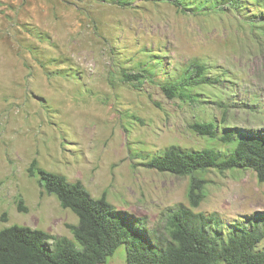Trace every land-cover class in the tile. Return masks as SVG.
<instances>
[{
	"label": "rangeland",
	"instance_id": "1",
	"mask_svg": "<svg viewBox=\"0 0 264 264\" xmlns=\"http://www.w3.org/2000/svg\"><path fill=\"white\" fill-rule=\"evenodd\" d=\"M194 60L207 63L212 78L224 73L201 91L209 102L167 98L159 82L178 80ZM147 64L155 65L154 81L138 87L123 79V68ZM215 102L228 108L225 123ZM195 120L216 121L219 135L264 133V0L201 13L167 0H0V230L19 224L73 237L76 214L28 171L37 158L166 232L167 214L190 204V176L147 161L171 145L235 146L199 135L189 126ZM203 176L206 196L193 209L216 213L223 233L264 220V183L252 170ZM126 251L122 244L103 264H128Z\"/></svg>",
	"mask_w": 264,
	"mask_h": 264
},
{
	"label": "trees",
	"instance_id": "2",
	"mask_svg": "<svg viewBox=\"0 0 264 264\" xmlns=\"http://www.w3.org/2000/svg\"><path fill=\"white\" fill-rule=\"evenodd\" d=\"M118 1L130 3L132 0ZM167 1L178 10L195 13L213 9L217 3H228L238 9L244 2ZM207 68V63L191 61L178 80H166L159 85L171 100L206 104L209 100L201 97L207 92L201 91L220 84V77L224 76L223 73L212 78L206 73ZM121 74L126 82L139 87L146 80L154 81L155 65H140L137 70L123 68ZM215 103L222 108V123H225L228 108L225 104ZM189 126L199 135L219 137L224 142L235 143V146L225 152L211 147L188 149L171 145L147 161L146 166L159 172L190 176V204L181 203L167 214L166 232L147 229L143 218L117 210L106 195L94 197L82 181H70L61 173L46 170L34 158L29 173H38L44 191L56 196L62 207L72 210L78 222L68 224L72 238L54 236L44 229L19 224L1 229L0 264H103L122 244H126L128 264H264V248H259L264 240V220L259 223L251 219L250 226L237 223L225 234L220 229L221 222L216 213L193 209L206 196L207 179L203 176L206 170L216 168L224 173L249 169L259 182L264 183V133L258 131L236 138L235 130L226 129L219 135L218 124L212 120H195ZM18 209L28 210L23 199L19 200Z\"/></svg>",
	"mask_w": 264,
	"mask_h": 264
}]
</instances>
